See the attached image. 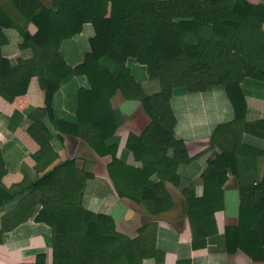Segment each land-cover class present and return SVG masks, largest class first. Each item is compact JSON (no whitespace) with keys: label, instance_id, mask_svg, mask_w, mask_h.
I'll list each match as a JSON object with an SVG mask.
<instances>
[{"label":"trees","instance_id":"1","mask_svg":"<svg viewBox=\"0 0 264 264\" xmlns=\"http://www.w3.org/2000/svg\"><path fill=\"white\" fill-rule=\"evenodd\" d=\"M20 14L14 19L0 5V95L24 108L28 85L37 76L45 92V107L37 109L30 133L49 146L50 133L41 121L53 118L52 103L60 86L85 75L88 87L78 90L77 122L71 134L85 140L99 155H112L109 171L120 195L143 203L151 213L172 206L166 182L178 184V166L190 162L186 143L175 133L172 105L176 90L206 92L224 87L234 118L220 123L211 145L221 151L210 159L202 180L204 193L184 189L187 230L196 251L207 246L217 232L216 212L224 201V185L232 174L239 183L238 223L225 228L228 252L241 250L255 261L264 260V171L258 158L264 154L244 140L248 133L262 135L264 121L246 119L247 104L240 86L246 76L264 80V5L245 0H9ZM94 26L90 51L83 63L72 67L60 51L62 42ZM34 24L31 33L28 25ZM22 36L21 48L33 57L13 64L2 53L8 43L5 28ZM157 79L160 91L147 92L143 80ZM119 92L126 100H138L150 118L141 134L124 139L139 163L128 165L116 157V133L124 119L112 104ZM58 127L60 122L54 120ZM67 126H70L71 124ZM63 129V128H62ZM63 130H66L65 128ZM114 173H121L119 178ZM5 168L0 160V207L19 198L2 217L4 235L30 216L52 231L53 260L44 250L20 257L16 264H142L147 257L161 262L155 234L144 226L130 238L116 228L110 215L88 210L80 203L86 172L69 159L36 181L10 188L3 185ZM157 179L153 180L152 177Z\"/></svg>","mask_w":264,"mask_h":264},{"label":"crops","instance_id":"2","mask_svg":"<svg viewBox=\"0 0 264 264\" xmlns=\"http://www.w3.org/2000/svg\"><path fill=\"white\" fill-rule=\"evenodd\" d=\"M235 3L236 0H229ZM254 5H264V0H245ZM14 19H20V14L13 9L9 0H0ZM31 33L36 31L34 24L28 25ZM8 43L2 47V53L13 64L19 59H30L33 51L21 48L22 36L14 27L5 28ZM264 30V23H263ZM95 35L94 26L86 22L82 30L65 39L60 51L66 62L75 67L85 60L90 51V38ZM264 70V64L257 65ZM154 79L143 80L147 92L160 91L159 83ZM154 82V83H153ZM89 81L85 75H77L62 84L55 92L52 103L53 118L48 114L41 117L42 124L49 131V146L41 151V145L30 133L34 123L32 114L37 109L45 107V92L37 76L31 78L26 93V106L22 109L12 104L0 95V160L5 174L3 185L10 188L24 181L31 183L51 171L57 165L74 159L77 167L87 173L80 195L82 206L96 213L110 215L116 228L122 234L135 238L144 226H148L155 234L158 250L164 253L163 260L157 262L153 257H147L142 264H264L255 261L241 250L228 252L225 238V228L238 223L240 203L239 183L232 174L227 176L224 185V201L221 210L216 212L217 232L207 239V246L196 251L190 236L183 237L187 230V202L183 191L188 188L196 196L204 193L202 173L210 159L221 149L211 145V136L216 126L234 118L233 106L224 87H216L206 92H184L176 90L172 97V105L177 123L175 133L182 138L191 160L178 166V184L166 182L172 206L158 213H151L143 203L120 195L114 176L109 171L113 156L99 155L82 138L71 134L73 125L77 122L78 90L88 87ZM240 86L244 93L249 122L264 121V80L245 77ZM113 106L120 110L124 122L116 133L119 147L116 157L128 165L138 166L132 152L126 148L124 139L129 133L141 134L149 125L150 118L142 103L138 100H126L117 92L112 99ZM60 122V127L54 123ZM71 124L67 126L66 124ZM65 128L66 130H63ZM264 133V129L261 130ZM244 140L250 145L264 150V136L248 133ZM259 173L264 171V154L258 158ZM122 180L121 173H114ZM153 180L157 177L153 176ZM19 198L7 202L0 207V226L3 215L11 211L19 203ZM44 250L47 262L52 263V231L48 224L38 222L35 216L5 233L0 244V264H16L20 257Z\"/></svg>","mask_w":264,"mask_h":264},{"label":"rangeland","instance_id":"3","mask_svg":"<svg viewBox=\"0 0 264 264\" xmlns=\"http://www.w3.org/2000/svg\"><path fill=\"white\" fill-rule=\"evenodd\" d=\"M13 9H15V8H13ZM153 81H154V82H156V81H157V83H159V86H160V82H159L157 79H154ZM154 82H153V83H154ZM160 88H161V86H160ZM148 90H149L148 92H150V91H151V89H148Z\"/></svg>","mask_w":264,"mask_h":264}]
</instances>
